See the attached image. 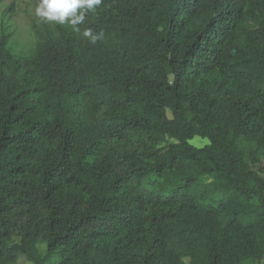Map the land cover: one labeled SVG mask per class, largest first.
<instances>
[{
	"label": "trees",
	"instance_id": "obj_1",
	"mask_svg": "<svg viewBox=\"0 0 264 264\" xmlns=\"http://www.w3.org/2000/svg\"><path fill=\"white\" fill-rule=\"evenodd\" d=\"M82 11L0 38V264H264V0Z\"/></svg>",
	"mask_w": 264,
	"mask_h": 264
},
{
	"label": "rangeland",
	"instance_id": "obj_2",
	"mask_svg": "<svg viewBox=\"0 0 264 264\" xmlns=\"http://www.w3.org/2000/svg\"><path fill=\"white\" fill-rule=\"evenodd\" d=\"M38 3L39 0H2L0 2V38L3 35L8 36L7 46L16 57L27 56L34 50L38 40L36 30H43L44 23L49 27L55 24L35 15ZM169 115L171 116L170 112ZM190 142L197 147H202L209 143V139L195 136ZM262 164L264 165V160ZM52 258L46 264H51ZM21 263L31 264L20 260L17 264Z\"/></svg>",
	"mask_w": 264,
	"mask_h": 264
},
{
	"label": "clouds",
	"instance_id": "obj_3",
	"mask_svg": "<svg viewBox=\"0 0 264 264\" xmlns=\"http://www.w3.org/2000/svg\"><path fill=\"white\" fill-rule=\"evenodd\" d=\"M102 3V0H39L35 8V15L49 22L64 24L70 22L73 26L84 22L85 14L82 10H91ZM84 36L90 37L95 43L102 38V33L93 35L87 30Z\"/></svg>",
	"mask_w": 264,
	"mask_h": 264
},
{
	"label": "crops",
	"instance_id": "obj_4",
	"mask_svg": "<svg viewBox=\"0 0 264 264\" xmlns=\"http://www.w3.org/2000/svg\"><path fill=\"white\" fill-rule=\"evenodd\" d=\"M20 261H21V262H22V261H23V262H26V261H24V259H23V258H21V259H20ZM21 264H22V263H21Z\"/></svg>",
	"mask_w": 264,
	"mask_h": 264
}]
</instances>
